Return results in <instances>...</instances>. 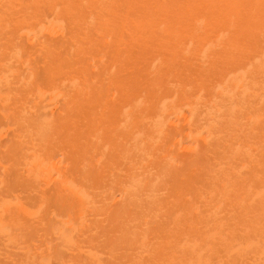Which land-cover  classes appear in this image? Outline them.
I'll return each mask as SVG.
<instances>
[{
  "label": "bare ground",
  "instance_id": "6f19581e",
  "mask_svg": "<svg viewBox=\"0 0 264 264\" xmlns=\"http://www.w3.org/2000/svg\"><path fill=\"white\" fill-rule=\"evenodd\" d=\"M0 264H264V0H0Z\"/></svg>",
  "mask_w": 264,
  "mask_h": 264
}]
</instances>
